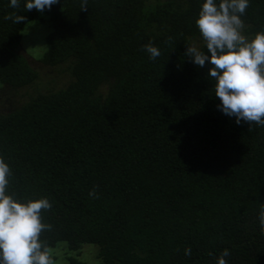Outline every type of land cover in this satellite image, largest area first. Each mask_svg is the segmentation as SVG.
<instances>
[{
    "label": "trees",
    "instance_id": "obj_1",
    "mask_svg": "<svg viewBox=\"0 0 264 264\" xmlns=\"http://www.w3.org/2000/svg\"><path fill=\"white\" fill-rule=\"evenodd\" d=\"M82 2L41 13L0 0L7 192L50 201L40 240L53 260L66 241L98 245V264H216L226 248L227 264H264V125L223 114L211 65L186 54L207 52L203 0ZM241 19L246 38L264 31V0ZM33 20L50 27L42 55L21 43Z\"/></svg>",
    "mask_w": 264,
    "mask_h": 264
},
{
    "label": "clouds",
    "instance_id": "obj_2",
    "mask_svg": "<svg viewBox=\"0 0 264 264\" xmlns=\"http://www.w3.org/2000/svg\"><path fill=\"white\" fill-rule=\"evenodd\" d=\"M21 0H10L15 9ZM27 11L51 10L60 0H23ZM249 0H203L196 25L202 35L207 52L196 46H187L186 54L191 61L203 67H211L208 76L215 80V96L220 99L217 108L235 122L264 125V31L252 39L242 34L244 22L241 17ZM87 8L83 0L82 9ZM6 19L14 23L25 17L13 13ZM151 59L160 55L158 47L149 43L144 46ZM10 166L0 157V264H54L40 233L51 225L42 223L41 210L51 208L47 198L18 200L8 194ZM95 195V192H90ZM259 224L264 229V207L259 211ZM190 255L191 250L185 249ZM230 255L224 249L216 264H227Z\"/></svg>",
    "mask_w": 264,
    "mask_h": 264
},
{
    "label": "rangeland",
    "instance_id": "obj_3",
    "mask_svg": "<svg viewBox=\"0 0 264 264\" xmlns=\"http://www.w3.org/2000/svg\"><path fill=\"white\" fill-rule=\"evenodd\" d=\"M49 29L50 27L45 22L37 20L29 22L23 30L22 46H24L31 55H42L48 47L46 36ZM37 65L40 64L37 63ZM67 245L66 241H60L57 246L52 249L56 257L54 264H70L67 260L68 256L79 258L84 264H98V245L86 243L83 246L84 249H81V251H71Z\"/></svg>",
    "mask_w": 264,
    "mask_h": 264
}]
</instances>
